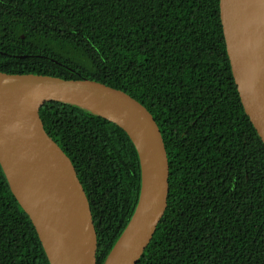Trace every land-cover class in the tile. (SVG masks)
Segmentation results:
<instances>
[{"label":"trees","instance_id":"trees-1","mask_svg":"<svg viewBox=\"0 0 264 264\" xmlns=\"http://www.w3.org/2000/svg\"><path fill=\"white\" fill-rule=\"evenodd\" d=\"M0 70L93 79L154 115L170 191L138 264H264V142L233 77L220 0H0ZM39 114L78 171L104 264L139 201L138 151L80 106L53 100ZM0 264H51L1 163Z\"/></svg>","mask_w":264,"mask_h":264},{"label":"water","instance_id":"water-1","mask_svg":"<svg viewBox=\"0 0 264 264\" xmlns=\"http://www.w3.org/2000/svg\"><path fill=\"white\" fill-rule=\"evenodd\" d=\"M261 5L262 0H220L233 77L245 112L264 142ZM53 100L80 106L118 124L134 143L141 164L139 201L104 264H138L168 205L170 164L159 124L144 104L105 83L0 70V163L51 264H98L90 200L72 159L46 131L39 114ZM42 212L53 226L44 221ZM45 239L54 245L52 255Z\"/></svg>","mask_w":264,"mask_h":264},{"label":"bare ground","instance_id":"bare-ground-1","mask_svg":"<svg viewBox=\"0 0 264 264\" xmlns=\"http://www.w3.org/2000/svg\"><path fill=\"white\" fill-rule=\"evenodd\" d=\"M260 16H261V23H262L263 35H264V0H262V5H261V9H260ZM42 217H43L44 221H45L48 225L53 226L51 220H50V219L48 218V216H47V213L42 212ZM51 232H52L53 235H54V236H51V238H52V240L55 242V241H56V238H55L56 230L52 227V231H51ZM45 241H46V239H45ZM46 246H47V248H48L50 254L52 255V254H53V250H54V249H52V247H53L54 245H50V244H48L47 241H46Z\"/></svg>","mask_w":264,"mask_h":264}]
</instances>
